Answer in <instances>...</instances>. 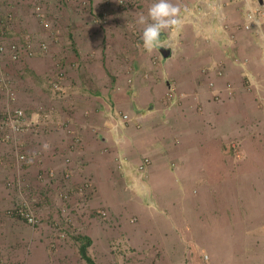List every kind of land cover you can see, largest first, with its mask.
Here are the masks:
<instances>
[{
	"label": "rangeland",
	"instance_id": "374dc122",
	"mask_svg": "<svg viewBox=\"0 0 264 264\" xmlns=\"http://www.w3.org/2000/svg\"><path fill=\"white\" fill-rule=\"evenodd\" d=\"M98 1L0 0V44L31 45L17 60L10 52L0 57V87L6 82L15 91V98L8 99L5 90H0V120L9 110L21 108L32 127L11 139L4 137L5 129L0 132V264H88L79 251L83 236L91 238L89 253L97 264H264V205L253 197L263 194L254 193L248 184L253 169L264 165V154L249 145L242 149L240 141L236 148L231 141L223 154L210 150L205 163L208 169H190L171 195L173 188L156 198L149 193V168L133 170L130 178L117 162L100 198L93 195L94 188L86 190V195L79 192L83 174L79 179L72 174L63 177L53 186V180L51 184L44 182V159L52 135L57 138L60 128L55 106L72 96L64 97L65 81L68 79L72 88L74 83L87 84L91 79L82 72L91 58L73 37L74 32L81 35L85 27L74 23L73 15L84 18L85 3ZM114 1L130 8L139 3ZM186 1L196 4V13L208 7L206 0ZM213 1L207 0L209 5ZM171 2V9L183 5V0ZM249 2L255 9L246 6ZM243 4L245 12L239 10L235 20L244 14L242 27L256 34L254 29L263 25L264 0H243ZM19 6L24 17L19 16ZM232 8L226 9L225 27ZM104 13H92L101 26L109 19ZM249 13L260 22L251 29L246 28ZM222 17L218 13L220 22ZM62 36L66 42L56 43ZM50 50L56 62L54 66L51 63L52 68L36 71L25 63V55L44 56ZM91 180L87 181L93 185ZM162 188L168 187L158 190ZM64 193H68L67 198ZM20 208L34 211L39 222L32 224L18 214ZM167 243L173 250H168Z\"/></svg>",
	"mask_w": 264,
	"mask_h": 264
},
{
	"label": "crops",
	"instance_id": "0c3cea01",
	"mask_svg": "<svg viewBox=\"0 0 264 264\" xmlns=\"http://www.w3.org/2000/svg\"><path fill=\"white\" fill-rule=\"evenodd\" d=\"M171 1L139 0L130 8L99 0L85 3L84 18L73 15L74 23L85 27L73 37L91 58L82 70L91 79L72 88L65 81L64 97L72 96L55 106L60 128L47 147L44 182L53 180V186L67 174L78 179L83 174L79 192L92 179L93 195L100 198L116 162L131 178L142 159L150 157L149 193L173 188L171 195L190 169H208L212 149L223 154L231 141L235 148L240 141L242 149L249 145L264 154V18L255 34L242 27L244 14L235 20L239 10L245 12L243 0L227 6L230 0L211 5L202 0L208 7L201 13L194 2L183 0L171 9ZM228 6L234 11L225 27ZM246 6L255 9L253 2ZM96 10L108 15L102 26L92 15ZM218 13L223 14L221 22ZM57 41L66 42L64 36ZM163 48L170 49L168 56ZM52 55V50L44 56L25 55V63L36 71L48 70L56 63ZM250 175L254 193L263 194L253 197L264 205V165ZM157 186L168 188L159 191ZM170 244L168 250H173Z\"/></svg>",
	"mask_w": 264,
	"mask_h": 264
},
{
	"label": "built area",
	"instance_id": "2783aa9c",
	"mask_svg": "<svg viewBox=\"0 0 264 264\" xmlns=\"http://www.w3.org/2000/svg\"><path fill=\"white\" fill-rule=\"evenodd\" d=\"M37 12L40 16L43 15L42 11L40 10V7H38ZM250 21L249 23L246 25V28L251 29L253 28L255 25H257L258 19L255 17L254 13H249L248 15ZM46 26H49V23H45ZM31 49V45L28 44H24V45H20L17 43H12L9 45V47L5 44H0V57L5 55L6 53L10 52V56L12 59L17 60L19 58H21V56L24 53H27L29 50ZM1 91L5 90V93L8 97V99H14L15 98V91L11 90V87H9L7 85V83H3L2 87H0ZM172 96H173V92H171ZM125 119H128V115H124ZM6 127V128H5ZM31 122H27L25 120V113L24 110L21 108H16L13 111L9 110L7 115L0 120V132H2L4 129V137H6L7 139H11L13 137L14 134H19L21 133V131H29L31 130ZM25 156L22 155V158H24ZM151 158L150 157H144L142 159V161L138 164V170L140 172L145 171L147 168H149V166L151 165ZM67 176H69V174H67ZM87 183L84 185V187L81 189V193H83L84 195L88 194L86 190L92 188V185L90 183V181H86ZM65 197H68V193H64ZM18 214L20 215H24L29 222H31L32 224H37L39 222V218L37 217V215L35 214L34 211L32 210H26L23 208L18 209ZM102 214H106V212H102Z\"/></svg>",
	"mask_w": 264,
	"mask_h": 264
},
{
	"label": "trees",
	"instance_id": "16d2710c",
	"mask_svg": "<svg viewBox=\"0 0 264 264\" xmlns=\"http://www.w3.org/2000/svg\"><path fill=\"white\" fill-rule=\"evenodd\" d=\"M79 241H80L79 251L82 258L88 264H97L93 256L89 253V247L92 244L91 238L87 236H83L79 238Z\"/></svg>",
	"mask_w": 264,
	"mask_h": 264
},
{
	"label": "water",
	"instance_id": "95a60500",
	"mask_svg": "<svg viewBox=\"0 0 264 264\" xmlns=\"http://www.w3.org/2000/svg\"><path fill=\"white\" fill-rule=\"evenodd\" d=\"M162 51H163L165 56H168L170 53V49H168V48H163Z\"/></svg>",
	"mask_w": 264,
	"mask_h": 264
}]
</instances>
